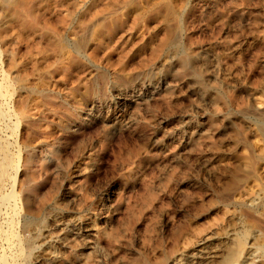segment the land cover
Segmentation results:
<instances>
[{
    "label": "rangeland",
    "instance_id": "1",
    "mask_svg": "<svg viewBox=\"0 0 264 264\" xmlns=\"http://www.w3.org/2000/svg\"><path fill=\"white\" fill-rule=\"evenodd\" d=\"M0 71L28 264L252 261L264 0H0Z\"/></svg>",
    "mask_w": 264,
    "mask_h": 264
},
{
    "label": "bare ground",
    "instance_id": "2",
    "mask_svg": "<svg viewBox=\"0 0 264 264\" xmlns=\"http://www.w3.org/2000/svg\"><path fill=\"white\" fill-rule=\"evenodd\" d=\"M3 73L4 72H2V74ZM7 84L8 82L6 78L4 76L1 77L0 75V95L1 96L2 95L4 96V89H5V92L7 93V90H6ZM4 109L5 107H3V109L2 107H0V126L2 125L3 127L7 125L6 124L7 120L3 112ZM5 111L6 113L10 114V111L8 110V108L5 109ZM10 130L14 132V130L12 129ZM1 139H0V206H3L5 208V217H4L3 224H0V240H2V242L6 245V248H5L6 251L0 252V264H28V261L29 259H31V256L33 255V251L36 248L34 235L36 234L37 230L39 231V225H40L39 223L41 222H38L36 219L32 217L22 216L21 218H19L18 216V214H20L19 213V203H18L19 196L14 190L15 189L14 184L13 183L11 185L8 184L9 186L6 188V182H8L9 177H11L10 170L11 171L15 170V172L17 171L18 169L17 160L19 159H17L16 155L14 156L11 153L10 148H9L10 143H8L7 141H2ZM262 201H263L262 206L264 207V198L262 199ZM19 221H20V232H19L20 234L16 230L17 224ZM247 235L248 234L246 233L245 230H243L242 232H237L235 234L234 246L232 250L226 256L224 260V264H238L239 263V259L243 256L244 247L245 245H247ZM250 245L253 247V251L250 254V257H251L250 259H252V261L250 263L248 262L247 264H252L255 261L258 262V264H264V240L262 241V243H260V241L258 240H254Z\"/></svg>",
    "mask_w": 264,
    "mask_h": 264
}]
</instances>
